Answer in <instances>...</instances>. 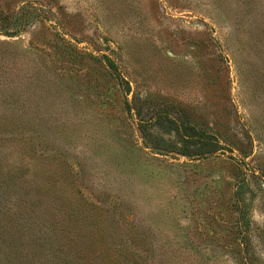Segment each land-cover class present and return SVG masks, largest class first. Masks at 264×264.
I'll list each match as a JSON object with an SVG mask.
<instances>
[{
	"label": "rangeland",
	"instance_id": "374dc122",
	"mask_svg": "<svg viewBox=\"0 0 264 264\" xmlns=\"http://www.w3.org/2000/svg\"><path fill=\"white\" fill-rule=\"evenodd\" d=\"M0 15V264L47 263L53 244L79 264L172 248L264 264V0H0ZM113 75L143 118L170 111L215 151L169 149L178 134L150 120L144 134ZM58 216L71 228L52 235Z\"/></svg>",
	"mask_w": 264,
	"mask_h": 264
},
{
	"label": "trees",
	"instance_id": "16d2710c",
	"mask_svg": "<svg viewBox=\"0 0 264 264\" xmlns=\"http://www.w3.org/2000/svg\"><path fill=\"white\" fill-rule=\"evenodd\" d=\"M23 9V8H22ZM34 11V9H32ZM25 13V12H24ZM5 17L0 15V21L3 22ZM25 20V18H24ZM23 23V10L18 16V19H15L13 21H6L4 24V30L7 33H14L20 24ZM113 88H114V94L115 100H119V103L123 105L125 103V107L129 114L125 116L127 119L129 118H138L139 121H137L138 127L146 133L144 130L145 128V123L147 120H150L153 124H159L160 127H167L169 130L174 129L175 133L178 134L179 138L176 140H168L165 146L169 149L176 150L178 152H183V153H199L203 154L204 152H213L215 151V147L218 145V140L216 139H209L206 133H199L198 138L195 137V135L190 132L191 128H194L192 124L185 122V121H180L177 119L176 115H171L170 111H162L158 112L154 115H152L151 118L145 119L143 118L139 107H137L136 99L135 96L133 95L131 98H129L127 95L130 91V84L128 80L125 81L124 85V92L126 93V96L124 99L121 98L119 94L116 93V91H119V88L117 87V82H116V76L113 75ZM117 95V96H116ZM119 95V97H118ZM132 108L135 110L134 113L132 112ZM135 114V115H134ZM192 144V145H191ZM1 179V175H0ZM6 181V182H5ZM3 182V181H2ZM4 182L6 183L7 186L12 187L11 182L9 179H4ZM242 186V184H241ZM15 201V200H14ZM10 202V200L8 201ZM6 202L5 208H4V213L10 212V218L13 219L12 221L17 222L20 220V218H25L24 216H18L17 211L15 209H12L11 203ZM21 204L26 205L24 201H22ZM12 209V210H11ZM58 210L60 209V206L57 208ZM65 212V211H64ZM3 213V214H4ZM66 213V212H65ZM64 214H62L63 216ZM60 216L56 217L57 219L48 221L46 226H48L50 229H52L53 233L52 235H55L57 233L56 229L62 230L65 228H71L69 227L65 222H63L60 218ZM67 219L71 222V226L74 225L75 227L82 226V229L84 232H95L94 235H97L99 233H102L104 231L105 226L103 224L98 225L96 224L95 221L87 219L86 225L83 226L82 221H77L79 220L78 216L75 214V212H68L67 214ZM68 222V221H67ZM4 225V223L1 222V226ZM135 241L143 248H146V242L143 237L138 236ZM11 238L8 236H3L2 233H0V247H3L4 251L10 248L11 246ZM56 244V243H55ZM57 245V244H56ZM50 246V245H49ZM58 246V245H57ZM53 249V251H52ZM54 244L51 245L50 249V254H48V259L49 261L47 263H39V264H79L75 259L67 256H62V254H53L54 252ZM102 252L105 254L106 251L102 248ZM154 253V254H153ZM110 251H107L106 255H101L103 258H107L108 256V261H103L102 264H117L118 257L117 255H111L110 256ZM136 254V253H135ZM193 257V253L188 252V251H177L176 249H167V252H163L160 250L158 253L155 251L151 253H141L138 252L136 257H132V262L129 264H189V257ZM125 256H128V253L125 254ZM54 258H58L57 260H54ZM1 260V258H0ZM149 260V261H148ZM244 260H246V257H244ZM246 262V261H245ZM35 263V262H34ZM1 264H13L12 261H10V258L6 259V262H3ZM95 264V263H91Z\"/></svg>",
	"mask_w": 264,
	"mask_h": 264
}]
</instances>
